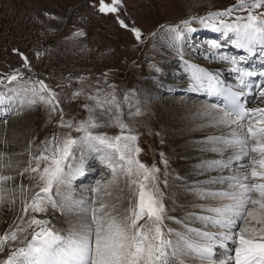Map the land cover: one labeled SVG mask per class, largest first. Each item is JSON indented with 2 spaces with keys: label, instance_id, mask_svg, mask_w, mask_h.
Here are the masks:
<instances>
[{
  "label": "snow or ice",
  "instance_id": "snow-or-ice-1",
  "mask_svg": "<svg viewBox=\"0 0 264 264\" xmlns=\"http://www.w3.org/2000/svg\"><path fill=\"white\" fill-rule=\"evenodd\" d=\"M121 5L122 0H94L93 7L101 14H113L122 27L128 28L119 18ZM237 9L246 10L247 14L237 16L232 22L220 19L219 26L215 24L216 18L231 16ZM201 23L216 31L223 28L225 35L233 33L235 39L232 42L249 53L257 46L264 49V0H237V4L228 9L209 13L207 19L201 18ZM182 24L187 32L195 31L189 21H182ZM131 31L140 39L138 28L133 27ZM168 31L174 34L173 39L177 42L185 34L180 25L170 27ZM83 34L82 30L76 33ZM14 51L23 57L27 67L28 58L19 50ZM231 62L237 64L235 58ZM188 69L196 87H206L208 94L225 98V107L218 109L214 123L236 126L230 127L231 135L228 137L210 138L224 145L223 149L213 148V151L234 150L228 162L213 163L228 168L233 162L246 161L240 165V174L222 177L218 181L227 182V190H201L203 196L227 200V203L209 208L207 215L195 216L209 229L216 230L187 225L186 231L182 232L166 229L164 220L171 218L165 215L156 175L159 169L148 167L138 158L142 151L136 143L138 136L118 113L114 119L121 129L120 134L114 137L96 134L92 129L99 127V123L90 114L88 120L75 126V131L82 135L73 137L70 132L63 137L53 135L44 142L40 155L32 157L35 166L30 160L29 166L21 173H31L30 179L36 180L35 187L39 190L29 199L27 189L19 186L22 203L21 214L17 217L19 223L0 235V264H187L192 257L201 264H264V107H246V102L241 100L242 92L234 91L230 86L221 87L217 76L207 69L198 65H189ZM232 71L238 74L241 85L245 84L246 76L254 75L239 67ZM22 75L16 70L11 75L0 76V86L12 93L0 92V104L17 98L21 105L25 102L29 106L43 103L50 109V114L59 113L58 124L61 127L71 130L73 121H64L58 93L43 80L24 81L23 87L8 88L5 80L9 84L17 82ZM78 95L79 92L73 94L74 97ZM258 96L264 101V86H261ZM89 99L95 101L96 106L85 105L90 113L96 108L103 110L107 107L110 112L114 105L117 109L119 107L115 104V96ZM84 147L101 153V161L113 175V181L103 186L98 181L94 192L99 193L101 187L107 189L119 177L126 180L131 197L124 214L117 213L115 205L103 202L98 207H87L84 201L73 200L61 190V186L69 185L74 173L81 170L72 161L75 150ZM3 159V153H0V168H10L11 163H3ZM12 180L14 177L0 174V203L5 200L15 203L17 189L6 187ZM105 194L111 195V192L106 191ZM57 197H63V202ZM50 209L78 212L83 218L66 233H61L50 226L48 219L38 218L40 214H49ZM229 241L232 242L231 247ZM219 249H224V252L219 253Z\"/></svg>",
  "mask_w": 264,
  "mask_h": 264
},
{
  "label": "rangeland",
  "instance_id": "rangeland-1",
  "mask_svg": "<svg viewBox=\"0 0 264 264\" xmlns=\"http://www.w3.org/2000/svg\"><path fill=\"white\" fill-rule=\"evenodd\" d=\"M93 4L94 0H0V76L11 75L16 70L23 74L17 82L9 84L5 80L8 88L23 87L24 81L43 80L49 88L58 93L64 121H73V128L69 130L58 124L59 113L50 114V109L43 103L29 106L26 102L21 105L19 98L10 101L16 105V108L14 107L12 113L6 118L0 119V136L4 129L3 124L6 120L11 119L17 129H9V132L14 137L24 140L23 150L25 151L23 165L15 167L12 170V176L23 173V170L29 166L30 160L32 166H35L36 162L32 160V157L40 155L44 142L51 139L53 135L63 137L69 132L73 137L82 135L75 131V126L81 121L88 120L90 114L94 115L99 123V127L92 129L94 133L106 134L108 137L120 134L121 129L116 125L114 119L117 115L113 113L115 105L110 112L106 107L103 110L96 108L93 113H90L89 108L85 105L96 107L95 101L89 97L110 98L115 96V104L120 107L121 101H124L122 104L128 103L125 99L129 96L133 103H128L124 113L120 112L118 107L117 110L120 112L118 114L120 119L129 126V129L138 136L136 143L142 149L138 158L148 167L154 166L159 169L156 175L165 206V202L169 201L168 191L171 180L177 175L175 168L171 167V161L175 159L169 158V155L175 154V150H170V146H172L170 139L164 136L167 131L163 132L165 129L158 125L159 118L152 108V103L173 100L179 96L197 99H201V97L198 94L177 90L160 91L158 95L147 98L141 97L138 93L148 89L147 83L156 81L150 75V72L154 70L159 71L160 74L155 76L156 78L164 81L167 78L173 84H176L178 79H182L177 72L168 71L167 62L169 61V64L195 62L200 56V48L202 51H206L209 41H221L224 37L221 35V31H214L215 28L206 27L201 23V18L207 19L209 13L223 11L236 5L237 0H122L119 18L125 21L128 28L122 27L113 14L99 13ZM246 14V10L237 9L231 16L216 18L215 24L219 26L220 19L232 22L237 16ZM185 20L189 21L190 27L195 29L190 32L191 38L185 39L187 44H184L185 46L190 45L191 54L184 55L183 60L176 59L173 62L171 61L173 58H168L166 54L163 55L160 48L163 39L172 34L168 31L170 27L180 25L181 30L184 33L187 32L182 24V21ZM133 27L140 30L142 41L137 39L131 31ZM81 30L84 34L76 35ZM219 44L222 45V43ZM14 49L19 50L28 58L27 67L24 66L23 57ZM255 50L257 52L253 55L255 59L251 61L252 63H243L242 67L261 73L264 71V55H262L260 46H257ZM229 52L227 66L231 65L232 58H239L233 46L230 47ZM38 53L40 55H37ZM237 58L236 61H238ZM247 59L248 57L245 62ZM181 67L175 66L178 71L185 74ZM235 77L237 76L232 74L230 80H234L238 87L239 82ZM250 86L253 89L252 100L248 102V105L264 106V101L258 96L264 83L255 85L252 82ZM0 92L12 95L7 92V88L4 86H0ZM77 92L80 95L74 97L73 94ZM169 105L173 104L169 103ZM22 120L26 122L23 127L21 126ZM212 126L213 124H208V126L206 124L200 128ZM20 128L23 129L22 133H18ZM189 142L196 143V141ZM203 142L213 144L218 140L205 138ZM76 150H79L80 154L81 150H88V148H77ZM19 156L20 151L18 150H13L10 153L11 159H16ZM97 159L89 161L88 171L71 182L73 191L64 192L71 198L75 196L76 198L74 197L73 200L81 199L87 207H92L99 201L98 198L92 196L93 188L97 182L101 183V179L109 180L111 178V172L106 167L98 168ZM42 167L43 162H41ZM205 168L206 165L196 169L202 172ZM8 170L7 168L0 169V174L10 175L11 171ZM221 170H227V168H213L215 172ZM31 175V173H24L22 183L27 192L30 191L34 194L39 188L35 187L36 180L30 179ZM87 175L89 176L87 177ZM83 184L86 189L84 191L79 188ZM190 185L199 187L200 193L201 190L208 191L210 186L204 181L193 182ZM74 214L81 217L78 212L67 211H63L62 216ZM194 214L192 215L194 216ZM197 215L201 214L197 213ZM198 228L213 229H209L204 224ZM221 251L224 252L223 249H219L220 253H222ZM196 260L200 262L198 259ZM188 264H194V262Z\"/></svg>",
  "mask_w": 264,
  "mask_h": 264
},
{
  "label": "bare ground",
  "instance_id": "bare-ground-1",
  "mask_svg": "<svg viewBox=\"0 0 264 264\" xmlns=\"http://www.w3.org/2000/svg\"><path fill=\"white\" fill-rule=\"evenodd\" d=\"M214 31L216 30L214 29ZM220 31L221 35H224L223 40L209 41L208 49L206 51H202L200 48V56L197 60H195V62H187L188 64H169V61L167 62L166 65L169 66L168 71H175L182 78L178 79L176 82V84L179 85L173 84V82L169 81L167 78L165 79L166 81L156 78L155 76H159L160 74L159 71L154 70L150 72V75H152L156 81L147 83L148 89L138 93L141 97L147 98L148 96L152 97L154 95H158L160 91L177 90L184 92L187 91L192 94H198L201 97V99H197L192 97L179 96L175 98L177 100L168 99L161 101L160 103H157L156 101L155 103H152V108L154 109V111H156L159 118L158 125H160L161 128L165 129L163 130V132L167 131L164 136L165 138L170 139L172 145L170 146V150H175V154L173 156L169 155V158L175 159L171 161V167L175 168V170L177 171V175L174 176L171 180V186L168 191L169 201L167 203L165 202V215L166 217H170L171 219L166 218L164 220L166 229H173L175 230V232L186 231L185 225L192 228H198L203 223L195 218V216H199L197 215V213L201 215H207V210L209 208L219 206L222 203H227V200H220L218 198L201 195L200 191H198L199 187L190 184L193 182L204 181L210 184V186L208 187V191L227 190L229 187L228 183H219L218 181L222 177H230L240 174V165L243 164L242 162H244L243 160L238 163L233 162L232 166L228 167L227 170H221L219 172L213 171V168L218 167L213 162H228L234 150L227 149L221 151H213V148L223 149V143L218 141L216 143L212 142L213 144H205L203 140L205 138L208 139L212 137H228L231 135L230 127L236 128V126H227L214 123L215 118L219 114L218 109H222L225 107L223 105V100L219 95L208 94L206 87H196L194 85V82L192 81L188 66L198 65L202 68H205L216 75L219 82L228 83L233 88H235V84L230 81V78L232 77V74L236 76L238 75L236 72L232 71L234 67H239L240 69H243L247 72L254 73V75L245 77L244 86L240 83L238 84V86H243L241 92L245 94V97L242 101H245L246 103L251 100V96L246 95V92L249 91L250 84L253 82L256 85L258 78L260 79L258 84L263 83L262 77L264 76V71L259 73L257 71H249L246 68L242 67L243 63H252L251 61L255 59L253 55L257 52V50L249 53L245 49L237 47L232 42L235 39V35L233 33H228L227 35H225L223 28H221ZM173 35L174 34L168 35L165 39H163V41L161 40L162 46L160 49H162V51L160 50V52L163 53V55L166 54L168 58H173L171 61L175 62L176 59L183 60L184 55L191 54V52L189 51L190 45L185 46L184 44H187V42H185V39H190L192 35H190L189 32H186L183 38L178 42L174 41ZM228 37H230L228 39L229 41L227 40ZM218 42L222 43V45H220ZM214 44L218 46L213 47ZM231 46L235 48L236 55H238L239 58L244 57V59L240 60L239 58L235 57V59H238L237 64L233 65L231 59V65L227 66L226 61H228L229 59H223L222 57L229 58V49ZM260 49L262 51V55H264V49H262L261 47ZM247 57V62H245V59ZM176 65H179L180 67L181 65H183L181 69L183 68L185 74L178 71V69L175 68ZM162 74L164 73L162 72ZM121 95L123 96V93H121ZM128 97H126L125 101H128V103L130 104L133 103V101H130V97L129 99ZM122 102L124 101L120 102L119 110L120 112L124 113L126 107L128 106V103L122 104ZM169 103H172L173 105L171 106L169 105ZM14 107L16 108V105H14L12 102L6 101L4 104H0V119L4 117L6 118L8 115H10ZM246 107L256 108L264 106L252 104ZM120 112L117 110V108L113 110L114 114ZM101 117L103 118V116ZM25 124V120H22L21 126L23 127L25 126ZM206 124L207 126L208 124H213V126L200 128L202 125ZM3 128L4 129L1 135L2 137L0 136V153H3V163H11L10 169L8 167L5 168H7V170L9 169L8 171H11L10 175L12 176V170L15 167H21L23 165V157L25 154V151L23 150L24 140L14 137L13 134L9 132V129H17L11 119L9 121H5V123L3 124ZM22 131L23 129L20 128L18 130V133H22ZM237 131H239V129H237ZM189 141H196V143L192 144ZM13 150L20 151V156L16 159L10 158V153ZM81 152V155L79 154V150L76 152V160L73 163V165H77L81 170L79 171V173H74L71 182L75 179L80 178L82 174H85L86 171H88L87 167L89 166V161L96 158H98L96 163L99 169H101V166H103L111 172V170L101 161V153L97 155V153L90 149L83 151L81 150ZM205 165L206 168L202 172H199V170H197L200 166L203 167ZM88 176L89 175H87V177ZM12 177H14V180L7 182L6 187L17 189L15 192V203L11 204L8 202V200L0 203V235H3L5 231H8L10 226L14 227L15 224L19 223L17 217L21 214L22 203L19 193V186H24V184L22 183L24 177L21 174H16ZM110 177L111 178L109 180L101 179V186L108 183L109 181H113L112 172ZM84 186L85 185L83 184L79 188L83 189L84 191L86 190L84 189ZM96 187L97 185L94 188ZM127 187L128 186L126 180L122 177H119L114 183L109 184L107 189L101 187V191L99 193L91 190L93 193V198L99 199V201L95 203L94 206L98 207L101 202L109 204L110 206L115 205L117 213L124 214L125 209L129 206V198L131 197V192ZM72 189L73 188L71 183L69 185L62 186L63 192L73 191ZM106 191L111 192V195H106ZM30 195L32 196L33 193H31L30 191L27 192L28 198ZM74 197L75 196H72V199H74ZM57 200L63 202V197H59ZM77 200L81 201V199ZM63 211L64 210L62 209H50L49 214H47L46 216L40 214L38 218L48 219L50 221V226L53 229L61 233H66L67 230H69L72 225H74L78 220L82 219L83 216L79 215L81 217H78V215L76 214L71 216H62ZM193 213H195L194 216L192 215ZM215 230V228L212 229V231ZM173 238H175L174 233ZM228 244L230 247L232 246V242L229 241ZM193 262L194 264H201V262H198L194 257L190 258L187 261V264Z\"/></svg>",
  "mask_w": 264,
  "mask_h": 264
},
{
  "label": "trees",
  "instance_id": "trees-1",
  "mask_svg": "<svg viewBox=\"0 0 264 264\" xmlns=\"http://www.w3.org/2000/svg\"><path fill=\"white\" fill-rule=\"evenodd\" d=\"M140 40L142 41V37H140Z\"/></svg>",
  "mask_w": 264,
  "mask_h": 264
}]
</instances>
